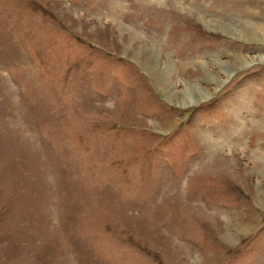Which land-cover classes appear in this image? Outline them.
<instances>
[{
    "label": "rangeland",
    "instance_id": "rangeland-1",
    "mask_svg": "<svg viewBox=\"0 0 264 264\" xmlns=\"http://www.w3.org/2000/svg\"><path fill=\"white\" fill-rule=\"evenodd\" d=\"M0 264H264V0H0Z\"/></svg>",
    "mask_w": 264,
    "mask_h": 264
},
{
    "label": "bare ground",
    "instance_id": "bare-ground-1",
    "mask_svg": "<svg viewBox=\"0 0 264 264\" xmlns=\"http://www.w3.org/2000/svg\"><path fill=\"white\" fill-rule=\"evenodd\" d=\"M233 68V67H232ZM235 68H233V70H234ZM193 95L194 96V98H199L200 99V96L198 95V92L197 91H194V90H188L187 91V95H185V97L183 98V101H184V103L185 102H189V103H191V101H192V98L189 96V95ZM197 94V95H196Z\"/></svg>",
    "mask_w": 264,
    "mask_h": 264
}]
</instances>
